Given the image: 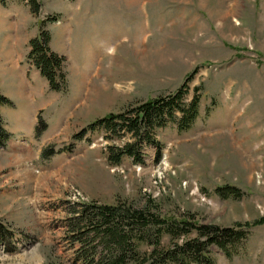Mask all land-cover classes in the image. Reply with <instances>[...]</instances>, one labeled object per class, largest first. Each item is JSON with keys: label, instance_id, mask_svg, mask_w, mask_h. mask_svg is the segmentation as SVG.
<instances>
[{"label": "rangeland", "instance_id": "obj_1", "mask_svg": "<svg viewBox=\"0 0 264 264\" xmlns=\"http://www.w3.org/2000/svg\"><path fill=\"white\" fill-rule=\"evenodd\" d=\"M35 1L36 12L31 0H0V92L9 99L0 115L12 133L0 146V219L12 230L0 264H101V235L72 229L91 202L250 222L238 253L210 246L215 264H264V0ZM42 28L64 55L65 90L51 89L27 57ZM181 85L186 100L200 94L188 129H178L177 112L149 139L102 127L72 136ZM37 115L47 122L39 136ZM126 142L135 155L109 163V150ZM51 145L57 151L43 156ZM223 185L238 195H222Z\"/></svg>", "mask_w": 264, "mask_h": 264}, {"label": "trees", "instance_id": "obj_2", "mask_svg": "<svg viewBox=\"0 0 264 264\" xmlns=\"http://www.w3.org/2000/svg\"><path fill=\"white\" fill-rule=\"evenodd\" d=\"M33 2V11L36 12L38 2ZM56 17L54 16V19ZM50 33L42 28L37 36L29 40V61L36 66L46 78L48 86L55 90L67 88V71L63 54L56 52L49 45ZM196 69H193L188 75ZM189 77L186 79L188 80ZM185 80V81H186ZM184 85V84H183ZM183 85L172 93L149 97L136 106L125 111L109 112L98 117L72 134L73 138L80 139L88 131L96 128H105L110 132L123 129L131 132L137 138L146 135L149 139L150 128L164 123L165 120L175 119L179 130L191 127L198 115L200 94L195 90L188 100ZM197 86L194 87L196 89ZM9 99L0 92V103H8ZM46 128V122L38 116L35 136H39ZM10 132L3 126L0 115V146L4 145ZM156 142V141H155ZM157 143V142H156ZM132 142L123 146L110 148L108 161L118 164L123 154L135 155ZM54 151L52 147H44L43 156H49ZM222 195H238L233 185H223L217 188ZM75 224L72 227L77 232L87 227L102 237L105 245L104 252L99 255L101 264H215V257L210 246L219 247L222 252L231 256L240 251L244 240L250 232V222H236L231 225L205 223L190 216L177 217L174 215H160L147 206L134 207L131 204L117 203H83L80 210L75 212ZM170 238L168 245L161 243L162 235ZM154 235V240L148 237ZM12 230L0 219V240L11 238ZM90 240H93L91 237ZM152 243L149 250L139 249L142 242ZM94 247V245H93Z\"/></svg>", "mask_w": 264, "mask_h": 264}, {"label": "crops", "instance_id": "obj_3", "mask_svg": "<svg viewBox=\"0 0 264 264\" xmlns=\"http://www.w3.org/2000/svg\"><path fill=\"white\" fill-rule=\"evenodd\" d=\"M83 75H86V74H83ZM88 75V77L90 78V75L89 74H87ZM86 80H89V79H86ZM83 81H85V80H83ZM43 107L44 106H42L41 108L39 107V108H36V109H34L33 111L35 112V111H37V110H43Z\"/></svg>", "mask_w": 264, "mask_h": 264}]
</instances>
